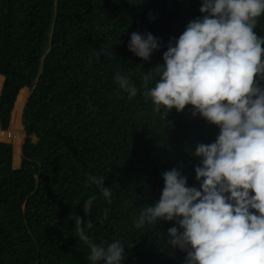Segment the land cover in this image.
Here are the masks:
<instances>
[{
    "label": "trees",
    "instance_id": "obj_1",
    "mask_svg": "<svg viewBox=\"0 0 264 264\" xmlns=\"http://www.w3.org/2000/svg\"><path fill=\"white\" fill-rule=\"evenodd\" d=\"M200 7L201 0H0V130L19 89H31L19 167L12 144L0 141V264H90L70 215L91 221L93 242L120 240L121 264H185L186 253L167 244L175 221L139 229L135 221L159 201L165 171L176 168L199 189L192 153L215 142L219 128L190 106L155 112L141 77L202 17ZM255 31L264 37V15ZM133 32L160 40L148 61L128 50ZM117 73L139 89L135 97L119 89ZM90 175L105 177L110 198Z\"/></svg>",
    "mask_w": 264,
    "mask_h": 264
},
{
    "label": "clouds",
    "instance_id": "obj_2",
    "mask_svg": "<svg viewBox=\"0 0 264 264\" xmlns=\"http://www.w3.org/2000/svg\"><path fill=\"white\" fill-rule=\"evenodd\" d=\"M199 11L202 17L190 21L174 43L170 40L163 63L141 77V88L155 112L190 106L192 116L199 114L219 134L192 153L200 161L194 169L199 189L187 186L176 168L165 171L159 201L143 206L134 226L175 221L167 244L186 253L185 264H264V87L259 83L264 37L255 31L264 0H201ZM159 48L160 40L150 33L130 36L128 50L144 61ZM114 80L129 99L137 95L128 76L117 73ZM104 180L88 177L110 198ZM94 199L84 201L85 216ZM68 219L90 250V264H121L120 240L97 244L86 234L90 220Z\"/></svg>",
    "mask_w": 264,
    "mask_h": 264
},
{
    "label": "bare ground",
    "instance_id": "obj_3",
    "mask_svg": "<svg viewBox=\"0 0 264 264\" xmlns=\"http://www.w3.org/2000/svg\"><path fill=\"white\" fill-rule=\"evenodd\" d=\"M1 77V76H0ZM1 88V87H0ZM26 88L22 87L19 89V93H17L15 101H14V105L13 108L11 110V114H10V124L11 125V130H8L7 132L4 130H0V139L3 138V135H5V137L7 139H9L10 143L12 144V153H13V162L12 165L13 166H17L18 165V157L17 155L19 154V150H20V143H21V134L19 133L18 129H21V125H20V112H21V107L24 101V96L26 93ZM28 93V90H27ZM28 97V95L26 96V98ZM26 100V99H25ZM24 105V104H23ZM3 131V132H2Z\"/></svg>",
    "mask_w": 264,
    "mask_h": 264
},
{
    "label": "rangeland",
    "instance_id": "obj_4",
    "mask_svg": "<svg viewBox=\"0 0 264 264\" xmlns=\"http://www.w3.org/2000/svg\"><path fill=\"white\" fill-rule=\"evenodd\" d=\"M1 77H0V87H1V85H2V81H3V76L2 75H0ZM28 90V93H27V90ZM26 93H25V96H24V98L26 99V96L27 95H29L30 94V91H31V89H29L28 87H26ZM19 93V92H18ZM24 99V101H26ZM23 104H24V102H23ZM22 104V107H21V112H20V125H21V129L19 130L18 129V131H19V133L22 135L21 136V143H20V150H19V154L17 155V157H18V167H19V165H20V160H21V158H20V155H21V145H22V143H23V140H24V137H25V134H24V132H23V126H22V123H21V114H22V108H23V105ZM9 126H8V128L6 129V130H4V132L6 131H8V130H11V125L12 124H8ZM3 132V131H2ZM0 141H4V142H9L10 143V141H9V139H7L6 137H5V135H3V138L2 139H0ZM12 162H13V153H12ZM16 165H15V167H17Z\"/></svg>",
    "mask_w": 264,
    "mask_h": 264
},
{
    "label": "water",
    "instance_id": "obj_5",
    "mask_svg": "<svg viewBox=\"0 0 264 264\" xmlns=\"http://www.w3.org/2000/svg\"><path fill=\"white\" fill-rule=\"evenodd\" d=\"M29 96V95H28ZM28 98V97H27ZM27 98H26V100H27ZM26 102V101H25ZM25 104V103H24ZM13 105H14V103H13ZM12 108H13V106H12ZM12 110V109H11ZM10 114H11V112H10ZM9 123H10V120H9ZM9 126V125H8ZM14 168H17V167H14Z\"/></svg>",
    "mask_w": 264,
    "mask_h": 264
},
{
    "label": "crops",
    "instance_id": "obj_6",
    "mask_svg": "<svg viewBox=\"0 0 264 264\" xmlns=\"http://www.w3.org/2000/svg\"><path fill=\"white\" fill-rule=\"evenodd\" d=\"M3 82V81H2ZM13 166V165H12ZM13 167H15V166H13ZM18 167V166H17Z\"/></svg>",
    "mask_w": 264,
    "mask_h": 264
}]
</instances>
